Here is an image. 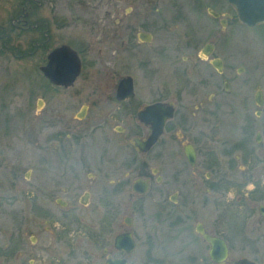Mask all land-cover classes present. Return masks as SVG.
I'll return each instance as SVG.
<instances>
[{
	"label": "rangeland",
	"instance_id": "374dc122",
	"mask_svg": "<svg viewBox=\"0 0 264 264\" xmlns=\"http://www.w3.org/2000/svg\"><path fill=\"white\" fill-rule=\"evenodd\" d=\"M175 1L162 2L161 5L164 4L163 8L166 10L163 15H158L155 7L159 6L154 5L153 1L146 4L145 0H136L135 3L118 0V12L110 6V14L104 15L105 7L95 13L83 5L82 0H57L59 10L56 11V16L66 24L62 27L52 26L54 43L59 45L68 42L79 49L82 59L81 72L74 84L60 87L50 83L40 70L47 62L43 49L34 57L20 56L23 51H30L31 48L27 33H24L23 39V34L11 26V18L19 12V0H0V264L85 263L86 260L81 257V249L87 247L85 243L89 233L93 234L98 230L96 215L98 211L103 214L111 210V207L99 202L97 191L92 194L90 206L85 208L74 199L70 201L66 192L61 190L67 187L64 181L67 178V168L58 164L63 160H53L52 153L68 152L70 149L92 153L89 158L105 155L104 158L114 159L117 165L109 166V177L119 181L115 185L119 186L116 221L121 224L123 217L131 209L135 211L131 227L117 226L115 223L109 234V241L94 244L97 255L94 264L102 262L100 250L103 246H111L112 238L117 232L131 231L137 240L136 247L140 249L153 247V241L147 240V244L139 245V239H146L148 233L159 242L163 235L169 233V236H173L183 232L180 238L190 243L197 236L194 229L197 220L202 221L208 231L225 237L229 242L225 264H234L240 258L264 264V220H256V211L253 216L246 218V207L232 198L241 194L237 187L229 188L225 199L209 201L213 209H208L207 203L200 214L194 212L205 194V171H210L213 178L220 175L228 178L246 177L250 172V165H260L254 159L228 158L225 155V145L221 144V140L227 135L222 128L215 142H210L223 147L215 155L218 164L210 167L207 160L199 158L196 163V178L191 175L192 168L182 157L167 156L161 160L155 149L146 154H133L128 132L114 131L115 126L129 128L132 123L125 113L131 110L134 101L121 103L115 98L118 80L125 75H131L134 79L137 104L158 98H174L178 100L180 108L183 110L185 107L192 115V120L197 122L206 120L207 117L201 114L200 107L196 108V105L206 106L208 109L209 105L213 106L217 101V105L222 107L219 114L224 120L232 117L227 115L230 107H244L245 99L249 103L247 107H256L253 97L257 84L264 93V23L246 27L232 19L222 31L217 21L213 24L207 11L208 8H217L212 4L216 0H195L194 5H191L192 0H183L184 15H179V19L174 20L172 13H175V9L177 13L179 9L175 6ZM128 7L131 9L127 10ZM221 10L234 14L229 8H221L219 11ZM186 17L192 18L195 23L192 33L197 38V43L192 48L176 47V44L190 39V36L187 38L190 30L186 31L184 27V30L181 28L176 34L169 27L183 24ZM116 22L119 23L118 26ZM132 23L130 29L128 25ZM162 23H166L167 27L156 31L154 25ZM149 30L154 35L151 43H140L137 33ZM114 32L117 35L113 38ZM133 34L135 37L131 38ZM5 35L9 38L5 39ZM206 42L215 44L216 55L223 59V72L219 74L206 62L188 60L187 62L206 65L210 75L212 74L214 85L199 84L198 88L186 86L187 83L177 77L178 72L174 73L172 65L182 62V56L197 54ZM163 46L169 59L166 56L156 58L152 55V52ZM205 72L204 68L200 71L190 68L193 77L205 75ZM199 79L194 78L196 82ZM224 81L229 84L227 89L223 87ZM161 88L166 89L164 95L159 94L158 90ZM211 93L215 94L212 101L209 96ZM80 107H89L83 121L73 118ZM106 111L115 113V117H109L105 123V132L109 140L115 143H104L101 135L104 131L95 129ZM83 127L85 131L82 133V140L72 141L75 131ZM173 141L171 146L175 148L177 143L174 138ZM87 156L86 154L85 158ZM245 164L248 166L247 172L244 171L247 174L240 170V166L244 167ZM97 167V164L87 166L84 178H87L88 172H94L98 178H107V174L100 176ZM154 168L158 172L151 174V169ZM176 169H183L185 172L180 182L176 181ZM143 170L149 175L153 190L163 187L154 184L156 175L163 177L162 183L169 182L161 195L149 190L144 196H136L131 191V182ZM227 185L229 184L223 181L217 190L221 191ZM83 189L84 187H79L76 196ZM174 191L180 196L182 191V197L187 201L184 210L180 206L183 203L180 201L181 197H178V203H163V198ZM244 191L249 193L248 201L254 202L255 199L251 196H254L255 191ZM56 198L68 200V203L75 205V212L71 214L69 210L59 207L55 203ZM137 199L140 200L135 201ZM179 214L184 216L182 224L178 223ZM175 243L172 248L180 247L179 242ZM171 252L169 250L166 253L171 255L167 257L168 264L176 263L177 251ZM203 252L206 259V251ZM149 260L150 264H160L162 259L155 260L150 256ZM206 262L204 263L207 264Z\"/></svg>",
	"mask_w": 264,
	"mask_h": 264
},
{
	"label": "flooded vegetation",
	"instance_id": "af4514ba",
	"mask_svg": "<svg viewBox=\"0 0 264 264\" xmlns=\"http://www.w3.org/2000/svg\"><path fill=\"white\" fill-rule=\"evenodd\" d=\"M83 5L85 4L86 7L90 8L91 10H94L95 13L102 7H105L106 11L104 12V15L110 14V6L115 9L116 13L118 12V0H82ZM135 3L136 0H130ZM146 4L147 2L150 3V1H153L154 5H158L159 7H155V10L159 12L158 15H163L165 13V10L161 3L167 1V0H145ZM182 2L183 0H176L174 2L175 6L178 7V11L176 13H172L174 15L175 19H179V15H184L182 12ZM195 0L191 1V5H194ZM217 8L211 9L208 8L207 11L211 15V20L213 21V24L215 21H217L221 27V30L224 31L228 26L229 22L234 19L236 23H239L246 27H256L257 25L263 24H255L253 26L246 25L244 23H241L237 16H236V10L232 6V4L228 0H216V2L212 3ZM59 4L57 0H19V12L15 15V17L11 18V26L15 27L19 32H21L22 38L25 39V34L30 37L28 40L29 47L31 50L29 51H23L20 56H33L37 55L38 51L40 49H43L46 56L45 59L47 60V56L49 53H51L54 49L58 48L61 45H68L73 50H75L80 58L81 61V68H82V59H81V53L75 49L73 46H71L68 42L61 43L59 45H55V40L53 36V29L52 26L58 25V26H65L66 23L61 22V18H57L56 11L59 10ZM115 6V8H114ZM101 8V9H102ZM221 8H229L234 12L232 15L231 13L227 11H219ZM131 8L128 7L127 10H130ZM146 9V8H145ZM148 10V9H147ZM146 10V11H147ZM149 12V10H148ZM58 13V12H57ZM150 14V13H149ZM118 21V20H116ZM185 21V23H184ZM183 24L181 25H175L170 26V30H174L171 32H174L178 34V31L181 30V28L184 30V27L188 31L187 38L190 36V39H188L186 42H180L179 44H176V47H182L185 46L187 48H192L197 43V38H194V34L192 33L195 23L193 22L192 18H184ZM134 23V22H133ZM128 25L130 28L132 25ZM212 24V25H213ZM119 23L116 22V26H118ZM99 26V25H97ZM154 27L156 28V31L163 30L164 27H167V24H155ZM176 27V29H174ZM4 29V27H2ZM2 29V30H3ZM132 29V28H130ZM129 29V30H130ZM116 31V30H115ZM117 33V31H116ZM114 32L113 38L116 37V34ZM144 33L146 36V39H142L140 37V34ZM153 33L149 31H139L136 35L138 38V41L140 43H151L153 40ZM2 35L0 34V38ZM5 39L9 38L8 35H5ZM135 34L131 35V38H134ZM131 38L128 39V41L131 40ZM222 42V40L220 41ZM210 45V53L208 56H205L201 54V49L206 46ZM221 45V44H220ZM222 46V45H221ZM165 46L159 48L158 51L152 52V55L154 57H164L170 58L166 55L165 49H163ZM223 47V46H222ZM131 48V46H130ZM131 50V56H133V51ZM196 60L201 62H206L210 67H212L214 70H216L219 74H222L224 63L223 59L216 55L215 53V44L212 42H206L204 43L200 50H198L197 54L193 55L190 54V56H182V62H176L172 65L174 73L178 72L177 77L183 80L187 83L186 86L198 88L199 84L201 85H214V83L211 80V76L208 70V67L206 65H202L201 63L196 62H187L188 60ZM214 61H218L221 66V71H219L215 65L213 64ZM186 64V65H185ZM182 65H185L184 67ZM194 67L196 71H200L201 68H204L206 72L204 73L208 77L206 78L205 75H199L197 77H193V75L190 73V68ZM80 75V74H79ZM131 76V75H129ZM193 77V78H192ZM205 77V78H204ZM78 78V77H77ZM133 80V96L132 98L128 100H124L123 102H131L132 108L129 109L128 112L126 111L125 115L132 120V123L127 127L124 126H115L114 131L117 132H128V141L131 145V153L135 154H146L153 149H155V153L157 156L162 160L166 158L167 156L173 157V158H183L188 165L192 168L191 175H193L194 178L197 177L198 174H196V163L199 158H203L209 162L210 167H216L217 160H215V155L219 154L221 149L223 147H218L211 144L210 142H215V138L219 132L223 131L227 134L221 141L224 146V148L227 150L225 152V155L230 159H243V160H251L254 159L256 161H259L260 165L256 163V165H250L249 167L245 164L240 166L241 171H246L247 167L250 172L246 175V177H232L228 178L226 176L220 175L217 178H213L211 176L210 171L204 172V178L206 181V187H205V194L202 197L201 204L199 208H195L194 212L197 214H200L199 212H202L201 210H204L205 207L209 204V201H214L216 199L223 200L226 198L229 192V188L237 187L241 194H236L232 198H234V201L236 203H240L242 206H244V211L246 213V218L249 216H253L255 211L257 212L258 217L257 219L264 220V93L263 90L259 87V85H256V90L254 93V104L256 107H247L248 101L245 99L246 102H244V107H230L228 116L231 115V118L228 119H221V114H219V111L222 107L220 105H217V101H215L213 106L209 105V108L206 109V106L202 105H196V108L200 107L201 114L207 117L206 120H200L195 121L192 120V115L189 114L185 107L180 108L181 106L178 103V100L174 98H158L156 100H153L148 103L144 104H137L136 103V90L134 88L135 83L134 79L131 76ZM194 78H201L198 82L194 80ZM121 80V79H120ZM118 80V83L119 81ZM76 81V80H75ZM117 83V85H118ZM203 83V84H202ZM250 84V83H248ZM116 85V88H117ZM164 86V85H163ZM229 84L224 81L223 87L224 89H227ZM62 87V86H60ZM165 88L159 89V94L164 95L165 94ZM229 92V91H227ZM260 95V99L258 100V96ZM210 100L212 101L215 97V94L211 93ZM129 102V103H130ZM165 103L167 104V107H169L173 114L170 118H167L163 124L161 133L159 134L157 140L151 145V146H145V142L149 138L151 132H152V126L150 123H144L139 119L138 114L149 105H152L154 103ZM137 105V106H136ZM136 107V108H134ZM89 107H80V109L75 113L74 119L83 121L84 117H86L88 114ZM79 115H82V117H79ZM104 118H101L99 122H97L95 129H102L104 132L101 133V135L104 138L105 142H112L109 140L105 127V123L110 118L115 117V113L106 111L105 115H103ZM117 116V115H116ZM54 119V116H52ZM105 128V129H104ZM222 128V129H220ZM85 131L84 127L78 129L75 131L74 135L71 137L72 141H78L80 142L82 140V133ZM69 136V135H68ZM105 136H107L105 138ZM173 138L176 140V146L173 148L171 146L172 143H174ZM70 139V137L68 138ZM103 143V142H101ZM112 143H115L114 141ZM117 143V142H116ZM158 146V148H156ZM174 149V150H172ZM239 151H241L239 153ZM100 153V152H97ZM154 153V154H155ZM88 155L87 158H85V155ZM155 154V155H156ZM93 155L92 153L87 152H77L70 149L68 152L63 153H52L53 160H63L59 161V165L66 166L67 168V178L64 179V181L67 184V187L64 189L62 188L63 192H66V196L69 198L70 201L73 199L78 203V205H81L82 207H88L91 204L92 201V194L97 191V198L100 203L106 204L107 207H111V210H107L103 214L98 211L95 220L99 222V226L97 227V232H94L93 234L89 233V237L86 238L87 247L85 246L84 249H81L82 255L81 256L83 260H86L84 264H94V262L97 261V255L95 254L96 248H94V244H97L98 242H104L109 241L110 237L109 234L113 230L115 223L117 226H128L131 227L133 224V217L132 214L135 212L133 209L130 210L129 214L122 219V223L119 224L116 219L118 214V206H119V186L115 187L116 182H119L117 179H111L109 177L110 172L109 166L115 167L116 162L114 159L104 158V156L100 158L97 157H91L89 156ZM97 155V154H94ZM136 157L133 159L135 160ZM189 159H193L194 162L191 163ZM56 163V162H55ZM97 164V168L99 171L100 176H103L104 174H107V178L101 177L98 178L94 172H88L87 178H84V169L89 166ZM54 165V164H53ZM57 165V163H56ZM55 165V166H56ZM108 168V170H107ZM106 171V173H105ZM158 169H151V174L157 173ZM184 170L183 169H176L175 176L176 181L180 182L181 179L184 176ZM112 174V173H111ZM69 177V178H68ZM137 179H141L142 181L146 182V191L144 194L137 193L133 191V185L135 182H137ZM163 177L158 174L156 175L154 184L157 185H163V187L156 188L155 190L151 189V179L147 173L143 170L140 175H138L136 178L133 179L131 182V191L136 196H144L146 195L149 190L155 191L154 193H158L161 195L162 192L165 191L167 188V182H163ZM223 181H226L229 185H227L225 189H222L221 191L217 190L220 189V185ZM195 186H198L194 184ZM204 185V184H203ZM140 186V185H139ZM138 186V187H139ZM154 186V185H153ZM79 187H84L81 193H79L76 196V191L79 189ZM155 187V186H154ZM201 188V187H200ZM219 191L218 193L216 192ZM244 190L255 191L254 196H251L255 199V201H248L249 193ZM99 191V192H98ZM75 192V193H74ZM178 197H181V200L183 203L180 205L181 208L184 210L185 204H187V201H184L185 197H182V191L181 196L178 194L177 191H174L170 194H168L167 197L163 198V203L170 202V203H178ZM257 198V200H256ZM140 199H137L135 201H139ZM68 200H63L61 198H56L55 203L64 209L69 210V213H73L76 210V206L73 204H70L67 202ZM134 201V202H135ZM98 202V201H97ZM73 203V202H71ZM208 203V204H207ZM207 204V205H206ZM212 204V203H211ZM209 204L207 206L208 209H213L212 205ZM195 205L196 200H195ZM166 206V205H165ZM95 207V206H94ZM138 208V207H137ZM199 210V211H198ZM248 216V217H247ZM76 217V216H75ZM180 224L183 221L184 216L182 214H179L178 216ZM82 219V217H80ZM129 221V222H128ZM182 224V223H181ZM93 226V225H91ZM197 226H200L203 228V230L208 233L211 236L219 237L221 238L228 249L229 252V242L227 239L221 235L213 234L212 232L208 231L204 225V223L200 220H197L194 226L195 233L197 236L192 240L190 243L182 241L183 238H180V236L183 235V232H178L176 235L169 236L163 235L159 239V242L156 241L155 237L151 236V233H148V237L146 239H139V245L142 246L144 244H147V242H151L153 247H147L142 248L136 247L137 246V240L134 237L133 233L129 230H123L120 232H117V234L114 235L111 241V246H103L100 250L102 255V262L100 264H107V261L109 260H125V264H150L151 260L150 256L153 257L155 260H160V264H168L167 257H170L171 255H167L168 251H172L171 253L176 252V263L174 264H225L227 261V258L221 262H216L211 256H210V250L211 245L208 241L205 240V238L197 231ZM95 228V227H93ZM243 228V227H242ZM130 233L131 237L134 241V247L130 251H125L122 248H119L115 244V239L118 235L123 233ZM179 237V238H178ZM163 238V239H162ZM178 239V241H177ZM180 240V241H179ZM82 242V241H81ZM180 243V247L172 248L176 243ZM83 243V242H82ZM159 243V247L158 246ZM183 245V246H181ZM204 246V248H202ZM207 258L205 259V252ZM73 253V251H72ZM204 255V257H203ZM135 256H139L136 258ZM179 258V259H178ZM70 262V261H69ZM233 263V262H232ZM69 264H75V263H69ZM235 264V263H234Z\"/></svg>",
	"mask_w": 264,
	"mask_h": 264
},
{
	"label": "water",
	"instance_id": "95a60500",
	"mask_svg": "<svg viewBox=\"0 0 264 264\" xmlns=\"http://www.w3.org/2000/svg\"><path fill=\"white\" fill-rule=\"evenodd\" d=\"M236 10V16L241 23L253 26L264 22V0H228ZM142 39H146L144 33L140 34ZM210 45H206L201 49V54L208 56L210 53ZM215 67L221 71L218 61H214ZM81 69V61L75 50L68 45H61L54 49L47 56V62L40 67L43 75L53 84L64 87L71 86L79 75ZM259 95V94H258ZM133 96V80L127 75L121 78L117 85L115 97L119 101L128 100ZM260 95L258 96V100ZM172 110L165 103H154L146 106L139 114V119L144 123H150L152 132L145 142V146H151L161 133L163 124L167 118L172 116ZM82 117V115H79ZM191 163L193 159H189ZM140 185V186H139ZM139 186V187H138ZM133 191L143 194L146 191V182L137 179L133 185ZM129 222V221H128ZM197 231L202 234L206 241L211 245L210 256L218 263L223 262L227 255L228 249L225 242L215 236L206 233L202 227L197 226ZM35 241L34 237H31ZM115 244L125 251H130L134 247V241L131 234L123 233L116 237ZM107 264H125V260H109ZM235 264H257L247 258L238 259Z\"/></svg>",
	"mask_w": 264,
	"mask_h": 264
},
{
	"label": "bare ground",
	"instance_id": "6f19581e",
	"mask_svg": "<svg viewBox=\"0 0 264 264\" xmlns=\"http://www.w3.org/2000/svg\"><path fill=\"white\" fill-rule=\"evenodd\" d=\"M80 70H81V69H80ZM77 77H78V76H77ZM77 77H76V79H77ZM76 79H75V80H76ZM75 80H74V82H75Z\"/></svg>",
	"mask_w": 264,
	"mask_h": 264
}]
</instances>
